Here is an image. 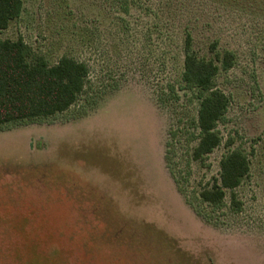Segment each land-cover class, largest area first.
<instances>
[{
  "label": "rangeland",
  "instance_id": "374dc122",
  "mask_svg": "<svg viewBox=\"0 0 264 264\" xmlns=\"http://www.w3.org/2000/svg\"><path fill=\"white\" fill-rule=\"evenodd\" d=\"M21 4L0 39L88 74L67 110L0 125V264H264V0ZM186 51L218 68L210 89ZM210 90L221 141L194 159ZM232 151L248 172L203 202Z\"/></svg>",
  "mask_w": 264,
  "mask_h": 264
},
{
  "label": "trees",
  "instance_id": "16d2710c",
  "mask_svg": "<svg viewBox=\"0 0 264 264\" xmlns=\"http://www.w3.org/2000/svg\"><path fill=\"white\" fill-rule=\"evenodd\" d=\"M21 0H0V28L17 17ZM30 49L20 41L0 39V125L8 122L48 117L63 112L73 105L84 89L88 68L84 62L62 57L53 66L41 59L29 62ZM224 68L232 65L234 55L224 54ZM218 68L212 62L197 60L186 51L184 79L210 89ZM227 97L218 90H210L200 104L198 127L200 139L193 149L194 159H201L221 141L215 130L224 115ZM248 160L239 151H232L220 161L219 178L210 188L200 191L203 202L218 206L225 190L237 187L248 172Z\"/></svg>",
  "mask_w": 264,
  "mask_h": 264
}]
</instances>
